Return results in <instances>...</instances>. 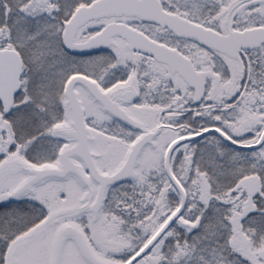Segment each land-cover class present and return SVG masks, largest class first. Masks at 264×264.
I'll return each instance as SVG.
<instances>
[{
	"label": "snow or ice",
	"instance_id": "6c2138e0",
	"mask_svg": "<svg viewBox=\"0 0 264 264\" xmlns=\"http://www.w3.org/2000/svg\"><path fill=\"white\" fill-rule=\"evenodd\" d=\"M0 264H264V0H0Z\"/></svg>",
	"mask_w": 264,
	"mask_h": 264
}]
</instances>
